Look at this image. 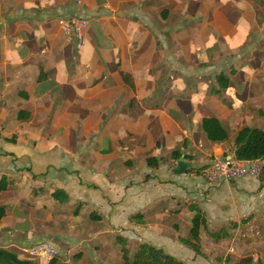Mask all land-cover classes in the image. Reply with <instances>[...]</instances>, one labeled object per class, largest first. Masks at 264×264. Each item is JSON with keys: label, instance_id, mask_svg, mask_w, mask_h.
<instances>
[{"label": "crops", "instance_id": "1", "mask_svg": "<svg viewBox=\"0 0 264 264\" xmlns=\"http://www.w3.org/2000/svg\"><path fill=\"white\" fill-rule=\"evenodd\" d=\"M72 16L89 19L80 48L60 23ZM260 111L264 0H0V249L47 264L25 250L50 238L70 264H112V225L127 218L139 246L183 264L166 246L183 220L191 237V205L207 219L200 244L205 227L264 219V187L246 190L259 178L216 167L234 158L238 130H264ZM205 117L229 138L209 140ZM175 151L189 169L209 166L176 174Z\"/></svg>", "mask_w": 264, "mask_h": 264}, {"label": "rangeland", "instance_id": "2", "mask_svg": "<svg viewBox=\"0 0 264 264\" xmlns=\"http://www.w3.org/2000/svg\"><path fill=\"white\" fill-rule=\"evenodd\" d=\"M263 166L264 161H254L253 171L241 177L250 176V178H259ZM230 181L234 183V180ZM262 189L263 187H259V184H257L256 187L246 188V190L249 191L247 193L254 196H259L260 194H263ZM259 216L260 215L256 217L254 214H247L240 221H231L228 226L224 227V229L228 231V235L226 237H223L219 241L213 236V230H215V228H211L209 226L205 227L202 235L203 241H201L200 244V254L194 253L195 251L192 248L190 249L188 244L184 242V237H186L185 235L189 234L187 233V225L185 222H183V220L181 222L182 231L180 227H176V234L174 236H169L173 238L176 243L167 244L166 249H168L169 252L175 253L178 256L181 255L184 259L183 264H237L241 259L249 255H251L255 260L253 264H264V246L263 248H261V251L263 252V254H261L260 251L257 252L255 250L252 243L257 238V241L264 243V219ZM186 219L187 221H189V217H187ZM87 220L88 219H85L84 223ZM66 224L67 223H64L61 226H64V228H66ZM112 230H114L115 233H113L111 237H114V235L117 236V245L119 249L116 255H111V263L124 264L122 252L120 250L122 244L121 242H119V238H123L124 240H126V245L128 246V248L130 247V253L132 252L133 254L138 249L140 243V236L135 237L133 234H131L134 229L129 225V220L127 218L121 220L115 225H112ZM172 232L175 233V231ZM177 232H180L182 235L178 234ZM260 233H262V235ZM187 237L189 238L190 235ZM46 239L55 242L50 238ZM74 252L75 255H72L70 259L79 260L82 257L83 252L79 249V247L75 248ZM58 257L64 262V264H70L66 262L69 258L67 259V257L62 254L61 249ZM38 264L40 263L38 262Z\"/></svg>", "mask_w": 264, "mask_h": 264}, {"label": "trees", "instance_id": "3", "mask_svg": "<svg viewBox=\"0 0 264 264\" xmlns=\"http://www.w3.org/2000/svg\"><path fill=\"white\" fill-rule=\"evenodd\" d=\"M218 81L224 86L229 85V79L223 74L217 76ZM264 114V111H260ZM203 130L205 131L207 137L212 142H221L229 138V132L226 125L217 117H205L203 119ZM1 135V133H0ZM234 157L241 161H263L264 160V130L258 127L244 126L237 131L235 142L233 144ZM174 158L178 159L181 156L179 151L173 153ZM157 161L153 158L149 159V163L152 165ZM208 164L197 168L189 169L193 173H203V170L208 168ZM261 182V188L264 187V166L262 167L261 174L259 176ZM7 187V182L5 179L0 181V190ZM52 196L61 201L66 202L69 200V195L63 189H57L52 193ZM191 209L196 211L193 218V225L191 228V237L189 239H184V242L193 247L194 251L199 254L201 253V228L206 226L207 219L205 214L197 205H191ZM5 208L0 207V217L5 214ZM228 231L224 228L213 233L216 239L226 237ZM121 242V252L124 264H182V262L175 256L167 253L164 249L157 247L151 243H142L138 250L135 252L134 256H131L130 250L126 245V240L119 238ZM254 258L252 256H247L241 259L237 264H253ZM0 264H31V261L20 258L17 254L6 250L0 249ZM47 264H64V262L59 258L55 257Z\"/></svg>", "mask_w": 264, "mask_h": 264}, {"label": "built area", "instance_id": "4", "mask_svg": "<svg viewBox=\"0 0 264 264\" xmlns=\"http://www.w3.org/2000/svg\"><path fill=\"white\" fill-rule=\"evenodd\" d=\"M81 2V0H79ZM60 23L68 36V39H73L75 45L80 48L83 47L87 38L85 29L89 25V19L78 16L60 19ZM254 161H241L234 158L218 160L216 167L221 171V175L228 178H239L253 171ZM29 256L38 258L46 263L60 254L59 247L52 241L42 240L33 244L25 250Z\"/></svg>", "mask_w": 264, "mask_h": 264}, {"label": "water", "instance_id": "5", "mask_svg": "<svg viewBox=\"0 0 264 264\" xmlns=\"http://www.w3.org/2000/svg\"><path fill=\"white\" fill-rule=\"evenodd\" d=\"M191 166H193V164L190 163V162L185 161L184 156H181L180 159H179V161H178L177 166L174 168V172H175L176 174H182V173H185V172H187V170H188Z\"/></svg>", "mask_w": 264, "mask_h": 264}]
</instances>
